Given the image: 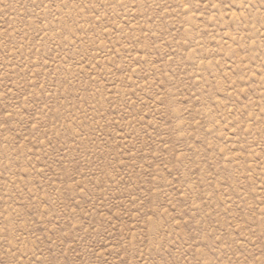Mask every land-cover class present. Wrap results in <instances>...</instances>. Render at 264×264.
Here are the masks:
<instances>
[{"label": "rangeland", "instance_id": "rangeland-1", "mask_svg": "<svg viewBox=\"0 0 264 264\" xmlns=\"http://www.w3.org/2000/svg\"><path fill=\"white\" fill-rule=\"evenodd\" d=\"M0 264H264V0H0Z\"/></svg>", "mask_w": 264, "mask_h": 264}]
</instances>
